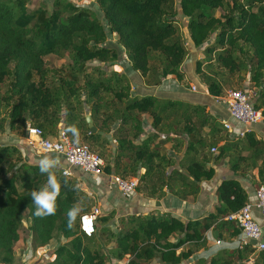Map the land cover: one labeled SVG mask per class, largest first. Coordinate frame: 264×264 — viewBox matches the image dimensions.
I'll return each instance as SVG.
<instances>
[{
    "label": "trees",
    "instance_id": "obj_1",
    "mask_svg": "<svg viewBox=\"0 0 264 264\" xmlns=\"http://www.w3.org/2000/svg\"><path fill=\"white\" fill-rule=\"evenodd\" d=\"M93 1L104 24L91 9L68 0L32 11L28 0H0V137H22L27 127H37L52 140L62 124L73 145H86L104 160L105 173L126 180L138 176L135 192L149 199H161L166 192L195 197L199 184L214 176L207 164L223 158L234 173L257 169L258 186L264 187V142L251 131L233 138L205 105L133 95L129 78L136 73L150 88L167 78L188 86L181 70L188 50L177 24L180 16L187 19L192 47L202 48L194 74L207 94L222 97L224 78L235 74L242 90L255 93L253 107L264 115V0H178L177 5L174 0ZM47 56L68 58L69 63L48 68ZM115 63L123 71L107 73L100 66ZM86 108L102 135L90 134ZM184 142L174 167L172 150ZM61 170L58 165L52 169L60 186L54 214L34 216L30 192L45 186L47 175L26 163L14 143L0 142V264H13L25 212L38 247L57 242L52 264H105L108 257L117 264H245L248 258L264 264V251L249 245L221 250L209 263L192 259L206 248L209 230L219 240L239 233L224 220L249 198L235 180L221 182L215 193L218 207L201 220L182 222L151 211L119 218L114 232L112 215H106L97 217L96 234L87 238L79 232V218L93 201ZM74 205L81 212L69 228L66 212Z\"/></svg>",
    "mask_w": 264,
    "mask_h": 264
},
{
    "label": "crops",
    "instance_id": "obj_2",
    "mask_svg": "<svg viewBox=\"0 0 264 264\" xmlns=\"http://www.w3.org/2000/svg\"><path fill=\"white\" fill-rule=\"evenodd\" d=\"M191 44V43H190ZM192 46V45H191ZM196 61V60H194ZM183 66L181 67V70ZM123 71V70H122ZM129 78L131 80V92L133 95L144 97V96H155L162 98H169L173 95L174 97H178L181 94L182 88L179 83L171 78H167L162 81L160 86L157 87H146L144 82L140 79V77L136 73L129 74ZM187 79V78H186ZM188 86H186L184 90L187 91L189 97L187 99H182L181 102L191 104V105H205L207 106L211 115H213L222 125V123L227 122L232 125L234 131H240L243 129L240 125L234 123L229 115L226 105L222 104L215 100V98L209 96L207 94L206 88L203 84L200 83L198 77L193 73L188 77ZM192 87L194 90L192 91ZM180 92V93H179ZM193 95H197L198 97H194ZM175 100V99H172ZM180 101V100H176ZM60 130H62V124L59 125ZM118 127L116 124L115 129ZM206 131V129H205ZM255 138L264 142V125L257 124L249 128ZM110 139H111V135ZM108 136V137H109ZM232 137V136H231ZM1 142H9L14 143V146L18 148L25 156V162L31 165H37V161L44 156H34L31 150L25 143L24 136L18 137L14 134H7L0 137ZM115 143V141H112ZM183 147L179 150H172V157L175 161L174 167H177L179 161L182 158L183 152L185 150V142L183 143ZM116 146V143L115 145ZM116 148L113 147L111 150L112 154L115 153ZM169 152V151H168ZM58 166L61 168H65V165L62 161H59ZM208 167L214 169V176L209 181H203L199 184V192L195 197H187L185 199H181L177 196L166 194L161 199H149L145 198L136 192L132 194L130 199H124L118 193L116 188L111 187L105 178L92 176L86 173H83L80 169H72L73 177L71 179H75L78 182V186L82 189V191L91 197L93 207L98 209V217L112 215V219L110 221V227L114 232H117L116 228L118 219L122 217H128L131 215H146L151 211H155L158 213H164L169 217L178 219L182 222L201 220L206 217L208 214L213 213L215 209L218 207L217 198H216V190L221 184V182L225 180H235L240 186L245 190L248 194V197L253 199V192L258 187V175L257 169H252L245 172L244 175L234 173L231 171L230 164L228 162V158H223L217 162H210L207 164ZM144 173V169H140V174ZM136 178H139L138 176ZM260 186V185H259ZM255 219L261 227L262 231V239L264 240V220L260 216V214L255 210L254 211ZM206 239V250L212 248H218L221 246V249L213 253L216 255L219 251L224 249H234L235 243L234 238L232 240L222 239L219 240L217 237V232L213 230H209L205 233ZM170 241H174L170 239ZM217 241H220L219 245H215ZM52 242V241H51ZM55 244L56 241L53 240ZM64 242V240H63ZM109 246L108 248H110ZM51 250L52 247H41L40 250L43 251L45 249ZM204 250V249H201ZM46 251V250H45ZM200 251V250H199ZM201 252V251H200ZM199 253V252H198ZM202 253V252H201ZM213 254L210 259L214 256ZM196 259H199L196 254H194ZM109 258V257H108ZM209 259V260H210ZM194 260V259H193ZM156 264H159L158 261H154ZM209 263V261H208ZM105 264H117L109 259L105 262Z\"/></svg>",
    "mask_w": 264,
    "mask_h": 264
},
{
    "label": "built area",
    "instance_id": "obj_3",
    "mask_svg": "<svg viewBox=\"0 0 264 264\" xmlns=\"http://www.w3.org/2000/svg\"><path fill=\"white\" fill-rule=\"evenodd\" d=\"M194 88L192 87V91ZM255 93L248 89L229 90L224 95L215 98L218 102L226 105L230 119L240 125L243 129L234 131L230 123H222L225 131L233 138H241L249 128L262 124L264 125V115L261 110L253 107L251 97ZM24 140L34 156H55L62 161L65 168H62L61 175L66 178H72V169H80L83 173L102 177L105 176L107 183L116 188L118 193L124 199H130L138 184V178L126 180L107 174L104 172V160L97 154L92 153L88 146H75L66 137L64 132L59 129L55 139L44 138L43 132L37 127H27ZM214 148L211 152H215ZM257 211L264 220V187L258 186L253 192V199L248 198L244 206L236 213L225 217L224 220L232 223L239 233L234 238L235 247L239 248L249 245L256 252L264 251V240L262 239L261 227L255 219L254 211ZM98 209L91 207L90 211L79 218V232L82 236L90 238L96 234V219ZM217 241L215 245H219Z\"/></svg>",
    "mask_w": 264,
    "mask_h": 264
},
{
    "label": "rangeland",
    "instance_id": "obj_4",
    "mask_svg": "<svg viewBox=\"0 0 264 264\" xmlns=\"http://www.w3.org/2000/svg\"><path fill=\"white\" fill-rule=\"evenodd\" d=\"M55 0H28L27 3V10L28 11H32L33 9L39 7V6H45L48 10H50L52 8V4ZM71 3H74L75 5H78L79 7H85V8H89L91 9L95 15L97 16V18L101 21L102 24H104V21L102 19V14L97 10L96 5L94 4L93 0H68ZM175 4L177 5L178 0H174ZM178 11V10H177ZM218 15V13H217ZM186 18L177 17V24H178V28H179V32L180 35L183 39V41L185 42V46L188 50V55L186 60L183 63V73L185 78L188 79L189 76H191V74L193 73L194 69H195V64L198 60H200L203 51L202 48H198V49H194L191 44L190 41L188 39L187 36V31H186ZM114 41V38H111L109 40H107V42L109 44H111ZM112 46V45H111ZM120 56L124 59V54L120 53ZM121 58V59H122ZM45 65L48 68H59L61 65H65L69 63L68 58H63V59H59L57 57L54 56H47L44 59ZM196 60V61H194ZM102 68H104V70L107 73L110 72H121L123 70L122 66H119V63H115L111 66H106L104 64L100 65ZM124 69H128L125 68ZM130 70V68H129ZM127 70V71H129ZM224 80L226 81V83H224L223 85V90L224 92L229 91V90H242L243 88H241V86H239V80L237 79L236 75H228L224 78ZM246 83V79L244 81V85ZM182 88L186 89L185 86L180 85ZM247 86V85H246ZM182 89L180 96L178 97H174L173 95L170 97L171 99H175V100H182V99H187L189 97V94H187V91ZM3 90L5 91V87H3ZM251 91V90H250ZM180 93V92H179ZM194 97H198L197 95H193ZM254 97H251V100L254 101ZM87 112L89 113L88 108L86 109ZM90 115V113H89ZM60 128V126H58V129ZM24 136V134H23ZM109 136V135H108ZM2 141V139L0 140V142ZM112 145H115L114 142H112ZM212 155H216L217 151L215 152H210ZM30 219L27 215V212H25L22 215L21 218V228L19 229V240L18 242H16L14 244L13 247V264H52L54 262L55 256L53 254L54 250L56 249V244L52 241L50 242V244L48 245L52 247L51 250L45 249L43 251L40 250L41 247H38L34 241H33V236L30 232ZM219 249H221V246L218 247ZM106 249L103 248V251H105ZM204 250H200L195 252V254L197 255V257L199 259H203L206 263H208L210 257L209 255H205L204 253L206 252ZM199 252V253H198ZM214 255V254H213ZM196 258V257H195ZM109 259V258H108ZM193 259V258H192ZM196 260V259H195ZM194 261V260H193ZM189 263H191V260H189ZM253 260L252 258H248L245 261V264H252ZM151 264H156L155 262L151 263Z\"/></svg>",
    "mask_w": 264,
    "mask_h": 264
},
{
    "label": "clouds",
    "instance_id": "obj_5",
    "mask_svg": "<svg viewBox=\"0 0 264 264\" xmlns=\"http://www.w3.org/2000/svg\"><path fill=\"white\" fill-rule=\"evenodd\" d=\"M70 131L73 136L77 135L75 127L71 128ZM59 163L58 157L55 156H44L37 161L38 170L41 174L47 175L45 186L32 190L30 192L31 203L35 206L33 215L37 217H45L53 215L56 209V198L60 192V186L52 172ZM81 212V208L72 206L66 212L67 226L72 227L77 215ZM219 243V242H218ZM219 248H212L206 251L204 254L210 255L218 251Z\"/></svg>",
    "mask_w": 264,
    "mask_h": 264
},
{
    "label": "water",
    "instance_id": "obj_6",
    "mask_svg": "<svg viewBox=\"0 0 264 264\" xmlns=\"http://www.w3.org/2000/svg\"><path fill=\"white\" fill-rule=\"evenodd\" d=\"M87 109V108H86ZM85 109V122L87 124V128L89 129V132L90 134H99V135H102L101 132H97L96 128L94 127L93 123H92V120H91V117L89 115V113L87 112V110ZM193 259L195 260L196 258L193 257Z\"/></svg>",
    "mask_w": 264,
    "mask_h": 264
}]
</instances>
